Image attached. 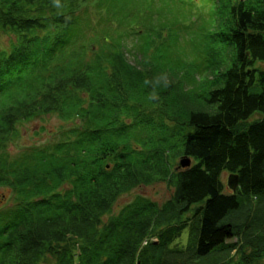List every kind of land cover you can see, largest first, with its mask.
<instances>
[{"label": "trees", "instance_id": "obj_1", "mask_svg": "<svg viewBox=\"0 0 264 264\" xmlns=\"http://www.w3.org/2000/svg\"><path fill=\"white\" fill-rule=\"evenodd\" d=\"M153 1L0 0V264L264 259V0H202L191 58L172 48L175 17L149 18ZM89 4L107 8L95 24ZM161 75L171 85L149 99L144 81ZM51 114L69 123L57 139L10 156L20 124ZM157 182L173 189L162 204L138 196L102 221Z\"/></svg>", "mask_w": 264, "mask_h": 264}, {"label": "rangeland", "instance_id": "obj_2", "mask_svg": "<svg viewBox=\"0 0 264 264\" xmlns=\"http://www.w3.org/2000/svg\"><path fill=\"white\" fill-rule=\"evenodd\" d=\"M119 2L121 3L123 0H113L112 6H115L116 9H119L118 11L121 13L124 11L123 4H120ZM148 7L149 10H147V14L153 23H158L160 21L166 22L169 15L176 18L175 25L172 26V30L177 33L176 36L178 37V40L175 42L172 48L185 45L186 54L189 56V58H191L192 54L190 52L192 44H198L196 42L197 30L201 28L204 23H208L210 19L208 15L207 4H204L202 0H154ZM101 8L104 11L107 10L106 7ZM103 10L97 9L94 4H89L87 6V16L89 17V22L95 24L97 18L100 16L105 17V12ZM167 11H169V14ZM113 21L115 22L114 17ZM163 33L165 38L166 32ZM188 37H191V39L187 40L188 43L186 44V38ZM7 40L8 37L5 34L0 35L1 46H5ZM165 42L168 44L167 46L170 47L172 41L167 39ZM261 66H264V64ZM256 114L259 115L258 112ZM250 117H252V115ZM252 119H249V121ZM68 125L69 123L63 122L57 116L52 114L25 121L20 124V137L8 145L7 151L10 156H17L27 147L41 145L48 139H57L56 136L60 127H67ZM228 175L229 173L227 172H223L221 174V181L225 185L226 190H230L226 185ZM172 191L173 189L167 186L165 182L138 185L128 192L120 195L114 202L109 213L103 215L101 219L103 222H105L107 218L110 217V215H117L127 203L135 200L138 196L145 197L146 199L160 205L171 196ZM10 193L11 192L9 189L0 187V208L2 206L8 207L7 205L10 204V201L7 200L10 197ZM186 236L187 229H184L180 237L176 239V242L179 245H184L186 242ZM145 244H147V240L143 239L141 245ZM48 261L51 264H54V259L52 257ZM257 264H264V259L260 260Z\"/></svg>", "mask_w": 264, "mask_h": 264}, {"label": "clouds", "instance_id": "obj_3", "mask_svg": "<svg viewBox=\"0 0 264 264\" xmlns=\"http://www.w3.org/2000/svg\"><path fill=\"white\" fill-rule=\"evenodd\" d=\"M53 6L58 9H63L64 5H62L61 0H52ZM144 84L150 85L152 87V92L149 94V99H153L154 97H158L159 92L158 89H167L171 85V80L168 79L166 75H161L154 77L153 79H145Z\"/></svg>", "mask_w": 264, "mask_h": 264}, {"label": "water", "instance_id": "obj_4", "mask_svg": "<svg viewBox=\"0 0 264 264\" xmlns=\"http://www.w3.org/2000/svg\"><path fill=\"white\" fill-rule=\"evenodd\" d=\"M243 1V0H240ZM191 163V159L187 156H182L178 160V167L184 168L188 167ZM237 180L238 177L236 174L230 173L227 177V186L230 188V190L234 191L237 186Z\"/></svg>", "mask_w": 264, "mask_h": 264}]
</instances>
